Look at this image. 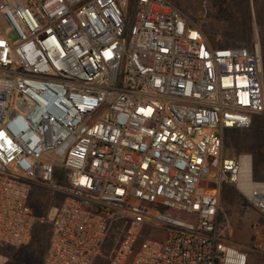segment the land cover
<instances>
[{
    "label": "built area",
    "instance_id": "obj_1",
    "mask_svg": "<svg viewBox=\"0 0 264 264\" xmlns=\"http://www.w3.org/2000/svg\"><path fill=\"white\" fill-rule=\"evenodd\" d=\"M257 117L259 54L168 0H0V264L36 186L63 197L44 264H264V227L243 249L219 221L225 184L264 214L251 156L223 152Z\"/></svg>",
    "mask_w": 264,
    "mask_h": 264
},
{
    "label": "rangeland",
    "instance_id": "obj_2",
    "mask_svg": "<svg viewBox=\"0 0 264 264\" xmlns=\"http://www.w3.org/2000/svg\"><path fill=\"white\" fill-rule=\"evenodd\" d=\"M168 1L180 9L187 18L196 22L214 44L219 46L242 45L253 53L259 54L263 67L264 0ZM218 4L222 5L221 9L224 12L219 10ZM223 152L225 157L250 155L253 180L264 182V117L255 118L249 129H242L235 133L226 131ZM62 198V194L52 193L44 186H36L32 196V201L41 207L33 209L37 217L35 225L39 222L40 225H45L49 232L47 250L52 232L54 209L60 205ZM246 200L247 198L236 187L224 185L220 203L223 234L226 241L243 249L250 245L254 233L260 229L259 223L262 222L264 226V214L250 207L245 208ZM39 212L45 216L39 218ZM177 217L182 218L183 216L177 214ZM148 229L152 231V227ZM153 236L159 239L163 237L161 232H155ZM30 242L31 235L21 247ZM113 243V240L108 241L106 246ZM21 247L9 251V262L15 258L16 252ZM96 262L107 264L105 258H100Z\"/></svg>",
    "mask_w": 264,
    "mask_h": 264
},
{
    "label": "trees",
    "instance_id": "obj_3",
    "mask_svg": "<svg viewBox=\"0 0 264 264\" xmlns=\"http://www.w3.org/2000/svg\"><path fill=\"white\" fill-rule=\"evenodd\" d=\"M219 5V6H218ZM217 7H219V10L224 12L221 7V4H218ZM232 47V46H229ZM237 47H244V46H237ZM246 48V47H245ZM263 69H264V54H263ZM238 129H232L228 130L229 133H235L238 132ZM57 174L59 176H64V171H58ZM36 190V187L33 189V192L30 197V205L34 208H41L40 206H37V203L32 201V196L34 195V191ZM248 202L244 203V207H248ZM45 215H42V213L39 212V218L44 217ZM219 221H223L222 213L219 214ZM48 239H49V232L47 231V227L45 225H40L39 222L35 225L31 232V242L21 247L20 250H18L16 253L15 258L8 262V264H44V256L47 252L48 247ZM94 264H104V263H98L95 262Z\"/></svg>",
    "mask_w": 264,
    "mask_h": 264
},
{
    "label": "bare ground",
    "instance_id": "obj_4",
    "mask_svg": "<svg viewBox=\"0 0 264 264\" xmlns=\"http://www.w3.org/2000/svg\"><path fill=\"white\" fill-rule=\"evenodd\" d=\"M247 174H248V176L250 175V166H247ZM247 180H248V179H247ZM248 184H249V183H247V182L242 183V184L240 185L241 189H243V190H245V191L248 192V187H247Z\"/></svg>",
    "mask_w": 264,
    "mask_h": 264
},
{
    "label": "crops",
    "instance_id": "obj_5",
    "mask_svg": "<svg viewBox=\"0 0 264 264\" xmlns=\"http://www.w3.org/2000/svg\"><path fill=\"white\" fill-rule=\"evenodd\" d=\"M228 186L230 187V185H228ZM222 222H223V221H222ZM259 225L261 226V228L264 227L262 222H260ZM232 245H235V244H232ZM235 246H237V245H235ZM238 247H239V246H238Z\"/></svg>",
    "mask_w": 264,
    "mask_h": 264
}]
</instances>
